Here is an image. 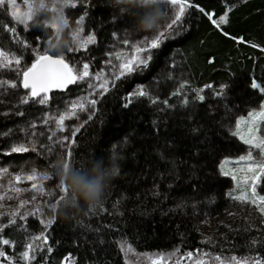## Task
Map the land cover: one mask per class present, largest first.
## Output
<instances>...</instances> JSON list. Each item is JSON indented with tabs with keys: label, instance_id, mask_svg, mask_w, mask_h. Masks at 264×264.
<instances>
[{
	"label": "trees",
	"instance_id": "1",
	"mask_svg": "<svg viewBox=\"0 0 264 264\" xmlns=\"http://www.w3.org/2000/svg\"><path fill=\"white\" fill-rule=\"evenodd\" d=\"M187 4L191 6L171 38L153 50L148 67L118 79L94 98L90 114L77 118L83 126L74 144L69 131L54 127L51 116L86 96L95 76L105 72L113 47L125 50L149 34L135 27L143 9L134 0H89L66 10L65 33L80 21L83 36L92 35L95 42L79 53L67 47L62 55L79 70L89 64L91 75L39 104L32 99L21 103L28 92L21 88L16 67L27 69L35 62V49L46 51L53 38L44 24L49 16L38 13L26 26L0 8V51L21 60L19 66L13 61L9 68H0V80L17 84L0 92V171L14 175L37 169L48 177L42 181L46 189L51 184L62 188L49 173L56 157L69 148L71 158L104 157L107 162L111 155L119 165V175L95 211L69 215L58 206L47 212L53 221L48 229L37 218L0 217V225L16 219L0 233L14 242L0 244L12 258L0 263L149 264L147 259L163 257L161 264H195L197 259L219 264L216 256L226 261L250 258V264L264 261V223L257 213L247 215V221L227 218L222 225L215 223L237 195L219 166L248 149L233 136V128L263 99L257 89L264 85V0ZM160 8L159 26H164L172 11L166 4ZM221 17L226 22H220ZM49 54L57 55L53 50ZM253 83L260 88H252ZM140 89L147 95H135ZM20 144L29 151L11 152ZM256 191L264 195V179ZM41 235L46 242L33 239ZM28 243L34 245L29 253L34 258L25 261L21 253Z\"/></svg>",
	"mask_w": 264,
	"mask_h": 264
},
{
	"label": "snow or ice",
	"instance_id": "2",
	"mask_svg": "<svg viewBox=\"0 0 264 264\" xmlns=\"http://www.w3.org/2000/svg\"><path fill=\"white\" fill-rule=\"evenodd\" d=\"M25 3H27V0H24ZM165 3L171 4L173 6L179 5L178 11L175 13L174 18L172 19L171 23L166 25V29H172L173 25H175L178 21L181 20L182 15L185 12L186 7H189L191 5L187 4V0H164ZM71 3L73 7H75V3L73 0H65V4ZM41 8H44V4L40 5ZM0 8H10L12 11L10 12V15L12 18L17 21L20 24H25L27 26L28 21L33 19L32 13L28 12L25 14L21 13V10L17 7V0H0ZM55 11V7L51 9ZM202 10V9H201ZM220 22H226V17H221ZM215 23V22H214ZM49 27L56 28L57 26L55 24L48 25ZM11 32H14V28L8 29ZM57 31L59 29L57 28ZM80 31L82 29L77 30V32L73 35V44L83 48L88 44H92L95 42V37L92 35H89L87 39L81 40L80 39ZM171 38V34L167 32L166 30H161L157 32L155 35L151 37H146L145 40L139 42L138 44L131 45V47L134 49L135 55H132L130 59H127L126 62L120 63L118 65L119 73L116 76V79H120L121 77L125 76L126 74H131L132 72L140 69V66H143L144 68H147L149 63L152 60V52L153 50H159L162 48L164 43ZM125 44L128 42L125 40ZM69 51L73 50L71 48L68 49ZM141 53H147L146 56H141ZM0 68H9L13 61L17 66L20 65L21 60L15 56L12 58H8L7 54L4 51H0ZM117 60L122 59V54H116L115 57ZM111 63V61H109ZM113 67H117L116 65H113ZM18 75H22V87L26 90H29L28 96L23 98L21 100V103H28L29 99L31 98H39L36 100L39 104H46L49 97L46 95V93L52 89V88H66L70 84H74L78 81H83L86 77H89L91 74L89 72V64L84 63L82 66V70L77 69L75 66H71L68 62H66L63 55H51L49 54V51L46 50L43 54L37 55L35 62L31 64L30 67H28L26 70H24L22 73H18ZM95 79L102 80L103 83L99 85L101 89L104 90V92H107L108 89L106 87L108 83L107 77H105L102 73L97 74L95 76ZM9 86L11 88H16L17 84L14 82L9 81H3L0 80V87L3 86ZM252 88H260V86L256 83H253ZM89 87H94V85L89 84ZM261 92H264V88H260ZM43 94V95H42ZM135 95L144 96L147 95V92L143 89L138 90ZM198 99L203 100V96H198ZM96 100L93 99L90 101L91 105L94 106L96 104ZM187 103V101H185ZM127 106V105H125ZM77 107L79 110L83 111L85 109L84 103L73 104L71 106L70 113L67 114H61L58 118L55 119L56 129L60 132H63L65 130V120L71 118L72 116L76 115ZM264 121V110L260 112H251L249 113V120L247 123H250L251 125L255 126L258 122ZM45 124L48 123V119H45ZM241 123H246L244 121V118H241L237 121L236 128L237 131L233 133V135H237L240 137L241 140L244 141L245 144L253 145L255 148L260 150V153L264 155V138H261L258 135H255V129L254 127L248 128L249 135H241L240 132V125ZM78 130V129H77ZM55 136V132L52 133L51 136H49V140H52ZM67 139L66 137L64 138ZM63 143V141H61ZM71 143H75V141H71ZM32 150L34 151L35 148L33 147ZM29 147L23 144L20 145H13L11 148V152L15 153H23L28 152ZM66 156L68 158H71L72 151L69 148V150L66 152ZM241 160L246 161H252L247 165V172L255 173L251 177L252 183L250 187V192L247 190V187L244 190H241L239 195L233 196L232 199L239 201L243 204H250L252 206H255L259 213L261 215H264V195H258L256 191V181L261 177L264 176V160H261L259 162L253 161V157L251 152L246 157H241ZM259 169V171H257ZM4 173H7V169L2 170ZM230 173L227 171H224V175H229ZM38 178L41 179H48L47 175H43L42 177L35 171L28 175H16L15 180L17 182L23 180L28 181H36ZM235 179V177H233ZM245 182H247V177L244 178ZM35 190L40 193H44L45 189L43 185H39L37 183H32L31 189H20L15 188L14 191L16 193H21L24 191H31ZM63 191H66V188L62 187ZM2 198V197H0ZM11 198V197H9ZM32 200L36 199V196H32ZM62 199V196L60 197ZM29 203L27 200H22L20 203V207H23L25 204ZM13 217L20 215L18 212H14ZM21 219H25V217L21 216ZM53 221L49 220L47 222L41 221V223L45 224V227H48ZM16 219L12 218L9 220L8 224L0 225V233L3 232V229L5 227H8L9 225H15ZM35 239H43L46 242V237L41 235L33 238ZM13 241H10L9 239H3L0 237V244L2 245H10L13 244ZM34 250L33 243H28L25 245V251L21 253V258L25 261H29L34 257H31L29 253ZM51 249H49L50 251ZM127 251H132V249L129 247L127 248ZM207 255V254H205ZM188 258L191 259L193 257V253L189 252L187 254ZM0 257H4L5 259L9 260L11 262V257H7L5 255V252L3 250H0ZM163 259V257L158 258L157 260L153 261V264H160V260ZM216 261L219 262V264H250V258H245L243 260H238L236 257H231L229 261L223 260L221 257L216 256L214 258ZM179 264V262H177ZM195 264H205V262L202 259H197L195 261ZM251 264H264V261H261L259 259L255 261H251Z\"/></svg>",
	"mask_w": 264,
	"mask_h": 264
},
{
	"label": "rangeland",
	"instance_id": "3",
	"mask_svg": "<svg viewBox=\"0 0 264 264\" xmlns=\"http://www.w3.org/2000/svg\"><path fill=\"white\" fill-rule=\"evenodd\" d=\"M88 1L89 0H73V2L75 3V6L78 4L79 5H85L88 3ZM160 3L166 4V5L170 6V8H171L172 15L165 22V23L169 24V23H171L172 19L174 18L175 13L178 11L179 5L173 6L171 4L165 3L164 0H160ZM41 4H44V8L40 7ZM53 6L56 9L55 11L51 10L53 8ZM17 7L21 10L22 14L31 12L32 16L34 17L36 14L43 12L49 16V20L44 23L45 27H47L53 33V38L46 44V47H45V49L48 50L49 52L52 51L50 44L52 42H54L57 38H60V39L71 38V40L73 41V35L77 32V30L81 29V27H82L81 22L78 21L75 29L70 30L69 34L65 33L67 31V29H66L67 26H66V21L64 20V13L66 10L73 7L71 3L65 4V0H27V3H25L24 0H17ZM1 9H5L6 11H8L9 14L12 11V9H10V8H1ZM177 23L175 25H173L172 29H166L167 24L164 26H159L157 30L148 31L149 34L146 37H151L161 30H166L167 32L170 33L175 28ZM18 24H20V23H18ZM52 24H55L57 27L53 28V27L48 26V25H52ZM57 28L59 29V31H57ZM145 38L143 40H145ZM80 39L81 40L87 39V37L83 36V33L81 31H80ZM139 42H141V41H139ZM139 42H135L133 44H128L127 49H125V50H120L116 47L112 48L113 52L111 53L109 59L106 62V70L104 73H102L108 79V83L106 85L107 89L109 86H111L113 83H115L118 80V79H116V76L119 73L118 65L120 63L126 62L127 59H130L132 57V55H135L134 49L131 47V45L138 44ZM90 45H92V44H88L85 47L80 48V47H78L72 43L71 46H69V48L73 49L72 51L74 53H79V52H84ZM34 51H35V59H36L37 55L43 54L45 52V51L39 52L38 49H35ZM118 53L122 54V59H120V60H117L115 58L116 54H118ZM140 55L143 57V56H146L147 53H141ZM109 61H111V63H109ZM113 65H116L117 67L114 68ZM142 68H143V66H140V69H138L134 72H138ZM18 70L20 73H22L24 70H26V68H17L16 67V71H18ZM11 71H13V70H11ZM100 73H98V74H100ZM126 75H128V74H126ZM20 82H21V79H20ZM101 83H103L102 80L95 79L93 81L94 87H92V89L86 93V96H84L82 98H78V99L73 100V101H70L67 104H65L63 110H61L58 113V115H56L55 113L52 116L50 115L51 116L50 119H51L54 127L56 128L55 119L58 118L59 115L70 113L71 106L73 104H77V105L79 103L85 104V109L83 111L79 110V108L77 107L76 115L65 120V125H64L65 130L63 132H67V131L70 132V135L72 136L70 141L73 140L74 135H76L80 131L81 127L83 126V124H78L77 118L79 116H84V114H90L92 108L95 107V105H96L95 104L94 106H92L90 101L93 100L94 98L106 93V92H104L103 89H101L99 87V85ZM70 85H72V84H70ZM6 88H7V85L0 87V92L4 91ZM263 88H264V85H263ZM257 90L262 94L263 99H262V102L259 104V106L251 112H257L258 113V112L264 110V92H261L260 89H257ZM32 100H37V99H32ZM248 120H249V114L246 117H244V121H246V123H241V125H240L241 135H245L247 138V136L249 135L248 128L254 127L255 135H258L261 138H264V121L258 120L257 124L255 126H253L250 123H247ZM236 124H237V122H236ZM236 124L233 128V133L237 131ZM233 136L241 144L245 145L248 148L246 153H244V155L241 157H246L249 154V152H251L252 157H253V161L259 162L261 160H264V155H262L260 153L259 149L255 148L253 145L245 144L244 141L241 140L239 136H237V135H233ZM241 157L236 158V159L224 160L223 162H221V164L219 166L220 167L219 168L220 174L231 180L232 187H234L235 190L237 191V195H239L241 190H244L246 187H247V190L250 192V187H251V183H252L251 177L253 175H255V173L247 172V170H246L247 165L249 163H251L252 161L241 160ZM33 170H35L41 177L44 175V173L39 172L37 169H31L28 172L21 171L17 174H14V175H12V174L9 175L7 173H4L2 170L0 171V197H2V198H0V217L13 216L12 214L14 212H18L20 214V215L16 216L18 218H20L21 216H23L25 218L33 217V218H37L40 223H41V221L47 222V221L51 220L50 218H48L47 212L49 210L53 211L56 207L59 206L60 200H61L60 197L63 195V190L61 187H58L56 184H51L49 186H46L47 188L45 189V187L43 186L45 189V192L43 194L38 192V191H35V190L24 191L21 193H16L14 191L15 188H20V189H25V190L31 189L32 183H37L38 186L43 185L42 181L44 179H41V178H38L36 181H28V180L22 179L19 182H17L14 179L15 176L18 174H20L22 176L28 175V174H31L33 172ZM224 171H227L230 174L224 175ZM257 171H259V169H257ZM233 177H235V179ZM245 177L248 178L247 182H245V179H244ZM262 179H264V176H261L256 181V189L260 185V182ZM46 183H47V181L44 184H46ZM34 195L36 196V199L32 200L31 198ZM9 197H11V198H9ZM45 199H48V200L45 201ZM22 200H27V201H29V203L25 204L23 207H20V203ZM252 212L257 213V215L261 218L262 222L264 223V215H261L255 206H252L250 204H243L239 201H234L233 204H231L230 209L228 211L224 212V214H222L219 219H216L215 223L218 225H222L226 221L227 218H232V219H236V220L237 219L238 220L243 219V220L247 221L246 220L247 215H249ZM245 217H246V219H245ZM41 225L43 226L44 229H48L50 226L49 225L48 227H45L44 223H41ZM142 259H144V258H142ZM147 260H148L149 264H153V261H155V259H153V258H150ZM161 261H163V259L160 260V264H161ZM0 264H5V263H0Z\"/></svg>",
	"mask_w": 264,
	"mask_h": 264
},
{
	"label": "clouds",
	"instance_id": "4",
	"mask_svg": "<svg viewBox=\"0 0 264 264\" xmlns=\"http://www.w3.org/2000/svg\"><path fill=\"white\" fill-rule=\"evenodd\" d=\"M143 13L135 20V27L139 31L157 30L161 20L162 11L160 0H134ZM71 38H57L50 44L52 50L62 55L64 50L71 46ZM49 174L55 175L63 191L59 207L65 213L72 215L82 209L95 211L102 206L104 197L110 189L112 182L119 175V165L114 157H81L68 158L66 155H58Z\"/></svg>",
	"mask_w": 264,
	"mask_h": 264
},
{
	"label": "water",
	"instance_id": "5",
	"mask_svg": "<svg viewBox=\"0 0 264 264\" xmlns=\"http://www.w3.org/2000/svg\"><path fill=\"white\" fill-rule=\"evenodd\" d=\"M21 88L24 90V91H27V92H29V90H26V89H24L23 87H22V76H21ZM70 85H68L66 88H52V89H50L47 93H46V95L47 96H49L50 94H52V93H62V92H64L68 87H69ZM43 95V94H42ZM32 99H38V98H32ZM4 261V260H6L4 257H2V258H0V262L1 261Z\"/></svg>",
	"mask_w": 264,
	"mask_h": 264
}]
</instances>
